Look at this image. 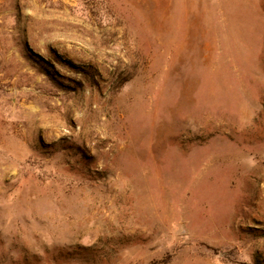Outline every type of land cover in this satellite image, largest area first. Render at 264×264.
I'll list each match as a JSON object with an SVG mask.
<instances>
[{"label":"rangeland","instance_id":"1","mask_svg":"<svg viewBox=\"0 0 264 264\" xmlns=\"http://www.w3.org/2000/svg\"><path fill=\"white\" fill-rule=\"evenodd\" d=\"M0 264H264V0H0Z\"/></svg>","mask_w":264,"mask_h":264}]
</instances>
